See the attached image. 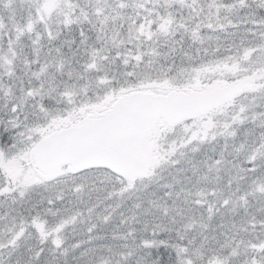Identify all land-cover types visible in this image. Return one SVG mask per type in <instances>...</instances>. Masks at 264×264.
Listing matches in <instances>:
<instances>
[{
  "label": "snow or ice",
  "instance_id": "snow-or-ice-1",
  "mask_svg": "<svg viewBox=\"0 0 264 264\" xmlns=\"http://www.w3.org/2000/svg\"><path fill=\"white\" fill-rule=\"evenodd\" d=\"M0 264H264V0H0Z\"/></svg>",
  "mask_w": 264,
  "mask_h": 264
}]
</instances>
